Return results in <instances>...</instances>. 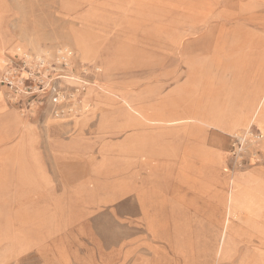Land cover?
<instances>
[{"label":"rangeland","instance_id":"374dc122","mask_svg":"<svg viewBox=\"0 0 264 264\" xmlns=\"http://www.w3.org/2000/svg\"><path fill=\"white\" fill-rule=\"evenodd\" d=\"M62 47L71 51L67 68L58 60ZM40 50L45 64L37 66V80L27 81L30 93L12 99L0 86V264H264V208L232 212L234 179L231 192L216 196L225 212L187 186L207 182L208 196L220 189L214 181L176 177L170 165L149 167L125 151L131 137L163 132L170 141L171 128L133 116L125 126L126 110L106 96H90L89 108L81 110L94 81L143 96L139 102L148 112L217 107L229 101L161 95L185 84L198 91L203 72L214 67L248 71L250 109L229 117L244 127L231 133L211 128L202 136L205 145L224 152L227 171L259 168L264 197V138L255 157L245 152L243 165L231 155L232 135L251 125L264 134V78L255 74L251 83V58L264 60V0H0V69L21 66L26 78L24 67L37 65ZM189 71L196 79L189 81ZM40 77L62 92L61 104L51 102L54 92L42 94L46 85L39 91ZM101 114L115 126L101 128ZM23 121L32 124L36 139L33 130L22 134ZM177 195L193 203L170 205Z\"/></svg>","mask_w":264,"mask_h":264},{"label":"crops","instance_id":"0c3cea01","mask_svg":"<svg viewBox=\"0 0 264 264\" xmlns=\"http://www.w3.org/2000/svg\"><path fill=\"white\" fill-rule=\"evenodd\" d=\"M214 45L217 48V42ZM220 45H223V43H220ZM91 46L92 54H94L96 45L91 43ZM76 51L79 53L78 49H76ZM251 60L252 62L254 61L253 63L256 65L253 67L254 69L251 73V83H253V80L257 79L254 77L255 74H258L259 70H264V64L257 65L258 61L264 62V60L257 55H254ZM104 62L105 69L108 70L110 68V63H108V61ZM79 63L80 62L78 61L76 62L77 67L80 66ZM195 64L196 62L194 61H190L189 63V65ZM214 69L217 70H205V72H203L205 83L202 85H196V89L199 88V90L197 89L198 91H193L192 93V86L189 85L188 93V88L185 84L174 88V92L177 91L176 93L171 91L169 93H164L161 96H224V99L229 101V103L224 105L212 107L209 105L206 106L205 103L194 106L193 104H189L186 109L181 111H176L174 109L166 110L164 107H151V111L148 112L149 109L146 104L139 102L143 99V96H132L127 91L124 92L120 89L114 88L108 83L101 86L99 82L94 81L90 83L91 91L88 97L84 99L83 108L81 110L85 112L89 108L88 106H90L91 101L90 96H106L108 100L112 99V101H119L126 110L129 119L126 121L125 126L132 125V116H135V118H139L140 121H147L159 125L160 128H171L170 141L166 140V134L163 132H158L155 136L140 135L135 138L131 137L127 140L125 143V151L130 154L134 153L137 158H140V160L146 163L149 167H151L154 162L162 165H170L174 172L173 174H175L176 177H180L184 173H187L189 175L188 179L193 178L190 176L191 174H195L196 176L204 175L211 182L214 181V183H217L220 186V189H218L216 193L214 192L212 195L208 196L204 195L205 191L209 189V186L207 185H210L207 182H203L202 186H195L188 182L187 186L201 192L202 194L198 195V198H201L202 201L214 203L220 206L225 212V205L222 204L216 196L222 195L224 198L226 193L231 192V181L234 179L235 184L234 189L232 190L233 204L231 211H238L241 208L244 209L249 206L254 209L256 208L257 211H261L263 210L262 208H264V197L262 195L263 189L261 188V180L263 178L260 176L259 170H253L251 172H236L234 170L227 171L224 169V164L227 160L224 152L218 149V147L212 148V146H207L203 142L204 136H202V134L211 128L217 129L222 133H231L243 128L244 126L241 125V121H232L229 117L232 116V114L236 115V110L243 111V109H246L244 110L246 113L251 105L250 96L253 95L245 91L246 83L244 78L251 79L248 71L244 73L242 69L234 67L230 72L224 71V67H214ZM195 74L196 73L189 71V81L195 78ZM260 82L261 81L257 80L255 83L257 84V87ZM71 83L76 84V80L75 82L71 81ZM204 90H215L216 92L212 95V93L202 92ZM73 121L74 124L79 122L78 118H74ZM111 121L112 120L108 115L101 114L99 126L103 128L108 124L114 125ZM112 125L111 127L115 126ZM178 125L183 126L182 131L179 130ZM175 127L178 128V131ZM33 133L35 135L34 138L36 139V133L34 130ZM178 134H183V137L186 140L180 141L177 137ZM20 139L21 138H19V141ZM33 146L29 147L31 161L33 159ZM261 157L262 161H264V150ZM255 163V161L252 162L251 167L256 165ZM193 200L194 199H191L188 196L177 195L168 203L170 205L183 207L192 204ZM139 203L144 207L147 204V200H144V197L142 196V198L139 199ZM223 235L220 238V241H222Z\"/></svg>","mask_w":264,"mask_h":264},{"label":"built area","instance_id":"2783aa9c","mask_svg":"<svg viewBox=\"0 0 264 264\" xmlns=\"http://www.w3.org/2000/svg\"><path fill=\"white\" fill-rule=\"evenodd\" d=\"M58 51V60L59 64L61 66H65L67 68L69 62V57L71 56V51L62 47L57 50ZM37 65L35 66H29L26 65L24 67V70L26 72V78L24 76L20 75V71L23 70L21 66H13L9 67L10 69L4 70L0 69V86H5L10 91V95L12 99H15V96H20L21 94H28L29 92V86L27 84V81L30 80H37L36 77V70L37 66L43 67L45 64L44 62H41L40 60H37ZM64 69V68H63ZM61 77V75L59 76ZM38 82L41 86H38L37 88L40 89L39 91L42 92L46 87L47 92H44L42 94H47L49 91L54 92V94L51 96V102L53 104H61L64 99L61 98L60 94H62L61 91H57L55 87L50 86V84H47V81L44 78H38ZM46 85V87H44ZM79 88L75 90V92H78ZM12 93V94H11ZM74 95H76L74 93ZM57 113V112H56ZM62 113L61 111L59 112ZM58 113V114H59ZM264 134L257 129L254 126H250L247 129H244L243 131H240L231 137V155L233 157L234 162L237 165H243L244 164V157L243 155L248 150V152H251L252 157H255L258 154V145L263 140Z\"/></svg>","mask_w":264,"mask_h":264},{"label":"bare ground","instance_id":"6f19581e","mask_svg":"<svg viewBox=\"0 0 264 264\" xmlns=\"http://www.w3.org/2000/svg\"><path fill=\"white\" fill-rule=\"evenodd\" d=\"M76 42H77V45L79 46V47H81V48H83V50L84 49H86L85 48V41H83V39L82 38H78L77 40H76ZM87 50V49H86ZM85 51V50H84ZM46 52V51H45ZM43 53V52H42ZM41 53V50L40 51H38L37 52V58L36 59H38V60H40L41 62H45V58L41 55L42 54ZM40 54V55H39ZM254 62V61H253ZM1 66H3V62H2V60L0 59V67ZM264 72L263 71H259L258 72V74H257V76H258V78H260V77H262V78H264V74H263ZM131 98V97H130ZM128 99V98H127ZM126 100V99H125ZM126 106V105H125ZM251 106V105H250ZM127 109V108H126ZM262 117H261V121L262 120H264V106H262V113L260 114ZM135 117V116H134ZM139 119V118H138ZM237 120H239V119H234V120H232V121H237ZM23 124L21 125V127H20V130H21V132H22V134L24 135V134H28L31 130H32V124L30 123V124H27L26 122H22ZM21 124V123H20ZM130 139V138H129ZM127 142V141H126ZM129 142V141H128ZM131 143V142H130ZM133 144V143H132ZM130 146V145H129ZM136 147V146H135ZM134 147V148H135ZM140 147V146H139ZM142 148V147H141ZM140 148V149H141ZM140 152V151H139ZM253 170H259V168H253V169H250V172L251 171H253ZM262 188V187H261Z\"/></svg>","mask_w":264,"mask_h":264}]
</instances>
